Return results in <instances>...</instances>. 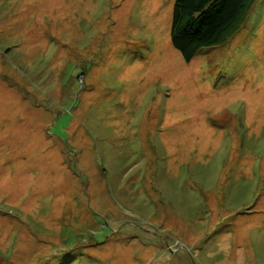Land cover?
<instances>
[{
	"label": "rangeland",
	"instance_id": "obj_1",
	"mask_svg": "<svg viewBox=\"0 0 264 264\" xmlns=\"http://www.w3.org/2000/svg\"><path fill=\"white\" fill-rule=\"evenodd\" d=\"M175 0H0V264H264V0L187 61Z\"/></svg>",
	"mask_w": 264,
	"mask_h": 264
},
{
	"label": "trees",
	"instance_id": "obj_2",
	"mask_svg": "<svg viewBox=\"0 0 264 264\" xmlns=\"http://www.w3.org/2000/svg\"><path fill=\"white\" fill-rule=\"evenodd\" d=\"M256 0H175L171 41L190 61L203 47L226 43L244 25Z\"/></svg>",
	"mask_w": 264,
	"mask_h": 264
}]
</instances>
